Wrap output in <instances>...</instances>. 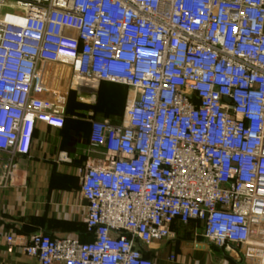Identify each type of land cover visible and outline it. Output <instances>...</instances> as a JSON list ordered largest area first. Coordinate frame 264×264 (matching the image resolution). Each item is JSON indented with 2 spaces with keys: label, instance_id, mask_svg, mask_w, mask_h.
Wrapping results in <instances>:
<instances>
[{
  "label": "built area",
  "instance_id": "obj_1",
  "mask_svg": "<svg viewBox=\"0 0 264 264\" xmlns=\"http://www.w3.org/2000/svg\"><path fill=\"white\" fill-rule=\"evenodd\" d=\"M101 81L131 95L120 123L91 120L105 152L81 169L94 238L38 232L25 253L153 264L142 246L196 220L209 243L264 264V0H0L1 188L38 122L65 127L63 85Z\"/></svg>",
  "mask_w": 264,
  "mask_h": 264
},
{
  "label": "crops",
  "instance_id": "obj_2",
  "mask_svg": "<svg viewBox=\"0 0 264 264\" xmlns=\"http://www.w3.org/2000/svg\"><path fill=\"white\" fill-rule=\"evenodd\" d=\"M106 82L111 81L97 83L93 91ZM130 95L129 87L120 94L101 87L99 100L112 107L106 112L96 110L92 119L120 123ZM92 119L74 117L70 124L68 113L62 129L37 123L30 153L19 158L15 179L0 187V264H40L23 249L38 232L83 242L94 238L85 221L88 203L81 190V169L105 152L90 141ZM203 230L200 221H176L170 237L142 246L143 253L153 264H246L243 247L219 248L204 239ZM10 235L13 243L6 240Z\"/></svg>",
  "mask_w": 264,
  "mask_h": 264
},
{
  "label": "rangeland",
  "instance_id": "obj_3",
  "mask_svg": "<svg viewBox=\"0 0 264 264\" xmlns=\"http://www.w3.org/2000/svg\"><path fill=\"white\" fill-rule=\"evenodd\" d=\"M64 86L65 85H63V88L61 89L62 90L61 97L65 98L67 111L69 113V116L71 117L70 124L72 120H74V117L85 118V119H89L90 117L92 119L94 118L93 113H95L96 110H102L103 112H106L107 110L111 109L112 106L111 107L105 106V104H103V102L99 100V93L101 91V87L110 89L112 92L119 94L128 87L121 83L106 82L102 85L100 83V85H98L95 91H93L92 89H83L78 87L74 88L71 91L69 87L67 86L64 87ZM106 107L109 108L107 109ZM55 154L59 155L60 152Z\"/></svg>",
  "mask_w": 264,
  "mask_h": 264
}]
</instances>
